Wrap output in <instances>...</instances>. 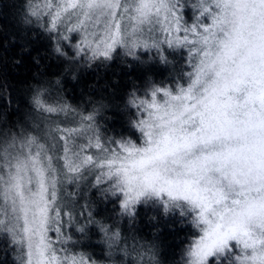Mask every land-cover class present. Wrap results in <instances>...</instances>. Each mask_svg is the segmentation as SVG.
I'll return each instance as SVG.
<instances>
[{"label": "snow or ice", "instance_id": "snow-or-ice-1", "mask_svg": "<svg viewBox=\"0 0 264 264\" xmlns=\"http://www.w3.org/2000/svg\"><path fill=\"white\" fill-rule=\"evenodd\" d=\"M13 7L15 55L0 36V264H264V0ZM26 58L35 71L17 94L5 69ZM116 61L138 82L67 95ZM169 221L190 230L171 254Z\"/></svg>", "mask_w": 264, "mask_h": 264}, {"label": "trees", "instance_id": "trees-1", "mask_svg": "<svg viewBox=\"0 0 264 264\" xmlns=\"http://www.w3.org/2000/svg\"><path fill=\"white\" fill-rule=\"evenodd\" d=\"M18 3V0H0V36L3 37V42L5 46L9 49L8 55L12 56L16 54V50L11 48L10 40L12 34L16 31L15 29V17L17 8L13 7L14 4ZM188 13L187 19H191V10H186ZM36 48H41V44L38 42ZM35 54V53H33ZM186 57L176 56L173 58L169 57L174 63L178 65L183 64V61ZM35 71V68L32 65L30 58H26L22 64L19 66L13 67L11 61L9 60L8 66L5 69L6 79L9 80L19 94V90L23 87L25 81L31 78L32 73ZM49 72L58 71L55 64L48 69ZM155 71V78L157 81L163 79H169L168 70H162L161 66H157ZM140 70L131 69L127 66L121 65L119 61L114 62L111 67L107 70L101 69L99 73L96 71L88 72L79 84L72 82L69 84L67 89V95L73 99L79 101L82 93H87L90 90L99 92V89L93 88L97 82L101 86H108V90L111 91L113 87L120 92L124 89L130 87L132 82H138L141 77ZM84 100L87 99V96L83 97ZM106 118L111 123L113 119L116 121V126L118 127L123 123V120L119 116H113L112 113L106 114ZM172 222L169 221L168 224H162V235L161 239L165 246V250L171 254L178 251L180 242L184 240L189 235V229L182 228L179 224L175 225V228L169 227V224ZM144 233H151V225L147 224L145 221L143 225ZM91 251V249H89ZM98 253V250H97Z\"/></svg>", "mask_w": 264, "mask_h": 264}, {"label": "rangeland", "instance_id": "rangeland-1", "mask_svg": "<svg viewBox=\"0 0 264 264\" xmlns=\"http://www.w3.org/2000/svg\"><path fill=\"white\" fill-rule=\"evenodd\" d=\"M191 16H192V12H191ZM187 19V18H186ZM189 22H191V19H189ZM185 57H186V53H185Z\"/></svg>", "mask_w": 264, "mask_h": 264}]
</instances>
